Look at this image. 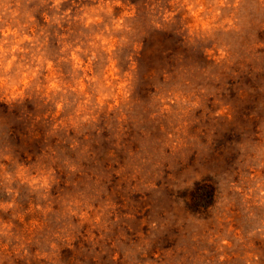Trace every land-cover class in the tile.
Segmentation results:
<instances>
[{"label": "rangeland", "instance_id": "1", "mask_svg": "<svg viewBox=\"0 0 264 264\" xmlns=\"http://www.w3.org/2000/svg\"><path fill=\"white\" fill-rule=\"evenodd\" d=\"M0 264H264V0H0Z\"/></svg>", "mask_w": 264, "mask_h": 264}, {"label": "clouds", "instance_id": "2", "mask_svg": "<svg viewBox=\"0 0 264 264\" xmlns=\"http://www.w3.org/2000/svg\"><path fill=\"white\" fill-rule=\"evenodd\" d=\"M60 2H61V0H56V4H57V6H59ZM66 15H67V13H66ZM89 23H91L90 20H89ZM49 67H51V65H49ZM25 83H27L26 80H25ZM52 87H55V85H52Z\"/></svg>", "mask_w": 264, "mask_h": 264}, {"label": "trees", "instance_id": "3", "mask_svg": "<svg viewBox=\"0 0 264 264\" xmlns=\"http://www.w3.org/2000/svg\"><path fill=\"white\" fill-rule=\"evenodd\" d=\"M157 33V32H156ZM144 42H145V39H144Z\"/></svg>", "mask_w": 264, "mask_h": 264}]
</instances>
